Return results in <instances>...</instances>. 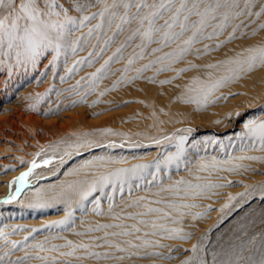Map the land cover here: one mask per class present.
<instances>
[{
    "label": "bare ground",
    "instance_id": "6f19581e",
    "mask_svg": "<svg viewBox=\"0 0 264 264\" xmlns=\"http://www.w3.org/2000/svg\"><path fill=\"white\" fill-rule=\"evenodd\" d=\"M238 3L223 28H214L221 22L218 18L182 59L163 64L151 62L182 41L155 54L152 50L160 45L142 48L141 41L113 56L119 40L102 46L116 30L115 24H105L93 33L95 39L103 37L93 52H100L98 59L80 57L85 68L70 76L60 72L53 80V96V51H45L35 64L17 65L14 55H0V135L6 140L0 152L15 148L19 158L0 166V189H7L34 159L51 161L33 171L15 202L0 203V264H170L192 257V249L180 241L204 236L210 228H182L187 217L199 214L203 220L212 215L214 208L230 202L240 185L257 184L254 195L264 198V142L245 129L253 121L264 123V64L257 61L251 69L245 65L231 73L228 69L237 65H227L243 60L248 49L264 47V0ZM53 19H63L62 12ZM98 22L92 20L80 30ZM79 31L73 40L80 38ZM105 61L108 66L98 73ZM58 64L60 71L68 67L65 59ZM93 74L96 79H91ZM223 77L228 78L205 99L202 90ZM26 147L34 150L22 153ZM100 158L117 163L85 167ZM133 168L135 177L97 182L81 199L80 192L102 174ZM177 181L185 182L181 189L189 184L210 187L180 200L163 191ZM169 202L191 207L181 208L180 216L165 207ZM149 207L169 217L138 215ZM69 212L67 221L58 223ZM141 219L148 223H138ZM104 225L108 227H100ZM121 232L129 235H117Z\"/></svg>",
    "mask_w": 264,
    "mask_h": 264
},
{
    "label": "snow or ice",
    "instance_id": "6c2138e0",
    "mask_svg": "<svg viewBox=\"0 0 264 264\" xmlns=\"http://www.w3.org/2000/svg\"><path fill=\"white\" fill-rule=\"evenodd\" d=\"M247 3V0H246ZM41 0H0V55L5 57H11L14 55L17 65L21 63L31 62L35 64L37 58L41 56L45 51L51 50L55 53L53 60L50 62L54 65L55 60L64 52L67 54L69 51L75 54L78 50L77 46L80 44V38L72 39L71 37L76 31H79L86 22L97 20L92 28L89 29L88 35L91 36L93 32L99 33L104 29L105 24L111 28L115 24L116 30L113 32V36L109 37L105 42V45L110 44L114 37L124 30L126 25H132L134 22L137 27L128 37V41H131L136 36H139L142 41L141 47H147L152 43L160 45L159 48L152 50V54L157 51H161L164 47H170L171 44L176 41H182L177 45V49L173 52L166 53L164 56L158 57L157 61L151 63H165L166 61L180 60L185 54H187L191 46L197 42V37L201 36L207 27L212 25L213 21L220 19V23L215 27H224V22L228 21L233 14V10L239 6L238 0H111V4L108 0H76L74 10L79 12L80 18H72L68 16L67 11L60 6V11H57V5L55 0H43L44 7H40ZM103 5V7L97 12H91L90 15L84 13L90 12V10L97 5ZM135 9L133 12L132 9ZM122 10V14L121 11ZM63 12V19H53V17L59 18ZM240 13H236L239 15ZM259 15V13H257ZM167 17V18H166ZM193 17H196L194 20ZM163 23H159L160 21ZM179 31H176V29ZM191 32V35L186 39H182L186 33ZM208 39H212V35L207 36ZM127 43V41H126ZM125 45H121V48L117 49L120 52ZM248 55L243 60H229L227 65H237L236 68H229L228 71H242L245 65L248 69H251L253 65L259 61L260 64H264V47L248 49ZM92 53H89L91 56ZM99 55V54H97ZM115 55V54H114ZM141 57L143 52L139 53ZM243 55V53H241ZM111 60V57L109 58ZM84 61H76L75 63H83ZM133 60L129 59L128 64H132ZM145 65L144 69L151 66ZM109 64V61H105L101 69L97 72H102ZM211 68H216L218 65H210ZM75 70V64L72 68H68L67 72L71 73ZM143 70V69H142ZM96 74H93L91 79H96ZM228 77H223L220 81L212 83L209 87L202 90L203 96L206 99L211 93L213 88L219 87L220 83ZM64 80V77H61ZM80 81H77V87H79ZM245 129L252 135H258L262 142H264V123H256L255 121L245 125ZM81 147L83 145H80ZM40 153H37L39 156ZM168 161L172 160V157L167 158ZM51 163L50 160L45 159L41 163H37L34 159L26 172L21 173L16 178L9 188L11 189L15 185V190L9 197V202L16 199V195L21 191V188L26 184L27 178L32 175L36 168L47 166ZM117 163L111 159L100 158L99 161H91L85 165V167H91L95 164L104 166L106 164ZM215 163V162H214ZM157 167L159 163L157 162ZM207 167V166H204ZM137 172L136 168L133 169H117L114 172L108 174H102L98 177V181L89 184L87 189L80 192L81 199L86 198L89 193L96 188V183L101 185L107 183L111 177H117L124 179L131 175L135 177ZM184 181H177L175 186L163 189V191L173 193L177 199H187L190 194L195 193L199 195L203 191V188L210 186L187 185V187L181 189L179 185L184 184ZM71 187V186H70ZM183 193V195H181ZM231 199V198H230ZM153 203H160V201H153ZM228 205H225L227 207ZM168 209L174 210L178 215L183 216L184 213L180 211L181 208L191 207L187 204H177L169 202L165 205ZM149 214H161L162 218H168L169 213L163 211L160 208L149 207L146 212L139 213L140 216H146ZM199 214H197L198 216ZM71 216V213H67L65 220L58 223H65ZM177 221L173 220V223ZM140 224H147L148 222L141 219L138 221ZM119 227V225H116ZM100 227H108L107 225ZM152 227L156 228L155 221H152ZM164 231L176 232V229L165 228L163 225L159 226ZM134 231H139L138 228H134ZM156 234V233H153ZM117 235H129L128 232L117 233ZM110 247L113 245H109ZM15 247V245H13ZM56 249H51L55 251ZM122 250V249H121ZM70 254V253H69ZM98 255V254H97ZM251 259V257H249ZM258 264H264V255L261 256Z\"/></svg>",
    "mask_w": 264,
    "mask_h": 264
},
{
    "label": "rangeland",
    "instance_id": "374dc122",
    "mask_svg": "<svg viewBox=\"0 0 264 264\" xmlns=\"http://www.w3.org/2000/svg\"><path fill=\"white\" fill-rule=\"evenodd\" d=\"M75 2L76 0H55L57 5L56 10L60 11V6H62V8L67 11L68 16L79 19L81 14L74 10ZM108 3L111 4V0H108ZM42 5L43 0H41V8L44 7V5ZM102 7V4L101 6L97 5L96 7L92 8L90 12L84 14L90 15L91 12H97ZM120 11L122 14V10ZM132 11L134 12L135 9L133 8ZM193 19L195 18L193 17ZM159 23L162 24L163 21L161 20ZM136 27L137 24L135 22L132 25H126L124 30H122L118 36L116 35L114 37L115 40H119L118 48H121V45L123 44L125 46L122 48V50L127 51L133 49L135 44L141 42V38L139 36H136L131 41H128V37L131 36ZM90 28L92 27H86L85 29L78 32V34H80V44L77 46V52L75 54L71 53L70 51L69 52L71 54H65L64 52H61V54L56 59L55 67L52 70L50 69V74L53 76L50 88L52 96L54 95L53 92L55 91V86L53 85L55 82H53V80L57 77H60V72L68 74V76L71 74L74 75L76 74L75 72H78V70L84 67V62L75 63L76 61H81L79 59L80 57H91L92 59H98L100 56V52L94 54L93 52L97 46L101 44L100 41L103 40V37L99 36L100 38L98 37L95 39L93 36L94 34L89 36L88 30ZM104 45L105 44H102V46ZM89 53H92V55L89 56ZM116 53L117 50L111 54L114 56ZM97 54L99 55L96 58ZM1 57H4V55ZM61 59L66 60L68 67L60 71L58 63ZM74 64L75 70L71 73H68L67 69L72 68ZM23 82L24 81L19 84V87L22 86ZM260 104H263V102H260ZM4 142H6L5 138L0 135V144ZM10 149L11 150H7L3 153L0 152L1 167L2 164L6 162L19 161V158L16 156V152L14 151L15 148ZM31 150H34V148L26 147L25 150L21 149L20 151L22 153L29 154ZM29 165L30 163H28V166ZM240 187L242 189L238 191L237 194L230 200V202L227 204V207L222 206L218 210L217 207L216 209L214 208L212 215L204 218L203 220L201 217L197 216L187 217L184 220L182 228L205 230L209 227L210 228L206 230L204 236H199L189 241H183L182 243L180 241L179 244L184 246L186 249H192L194 255L192 254L190 259L180 260L178 262L172 261L170 264H258L261 256L264 255V198L260 199L254 195V193H256L255 191L258 189L257 184L238 186V188ZM12 192L13 190L9 187L5 190L0 189V203L11 204L22 195V192H19L16 195V199L9 202V197L11 196ZM29 198L30 196L27 195L23 200V203L27 204ZM237 208H241L239 210L240 213H237V216L236 213L232 215L233 210ZM249 257H251V259H249Z\"/></svg>",
    "mask_w": 264,
    "mask_h": 264
}]
</instances>
